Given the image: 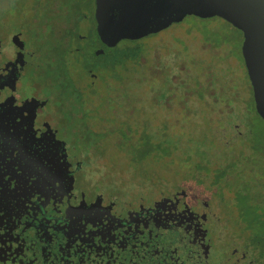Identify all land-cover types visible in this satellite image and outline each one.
Listing matches in <instances>:
<instances>
[{"label":"rangeland","instance_id":"obj_1","mask_svg":"<svg viewBox=\"0 0 264 264\" xmlns=\"http://www.w3.org/2000/svg\"><path fill=\"white\" fill-rule=\"evenodd\" d=\"M81 4L1 0L0 16L12 20L33 51L27 83L54 101L56 130L69 152L77 153L74 163L93 188L106 189L103 180L111 179L113 201L120 204L128 195L129 206L136 207L149 203L153 192H165L164 181L185 174L192 198L202 190L210 201L217 198L206 183L212 174L203 178L194 167L184 172L181 158L189 165L212 160L214 166L219 156H232L237 166L226 169L224 180L236 188V201L216 202L219 220L233 221L245 199L240 192L251 205L264 203V122L252 107L235 27L218 16L189 14L111 47L95 39L96 28L88 25L93 15ZM237 133L244 134L236 139ZM222 254L225 263L228 253Z\"/></svg>","mask_w":264,"mask_h":264},{"label":"flooded vegetation","instance_id":"obj_2","mask_svg":"<svg viewBox=\"0 0 264 264\" xmlns=\"http://www.w3.org/2000/svg\"><path fill=\"white\" fill-rule=\"evenodd\" d=\"M81 3L95 28L96 0ZM22 35L0 16V264H204L212 257L214 264H264L263 200L251 205L240 192L246 200L238 203L233 221L226 225L217 217L216 202L236 201V188L225 181L226 169L237 166L232 156H219L214 166L212 160L189 165L181 158L184 172L194 167L203 178L212 174L206 183L217 198L210 201L202 190L192 198L185 174L164 181L166 193L153 192L149 203L136 207L129 206L128 195L120 204L113 201L111 179L103 180L106 189L93 188L74 163L77 153L69 152L56 130L54 101L27 83L33 51ZM201 184L199 189L206 187ZM223 251L229 254L225 263Z\"/></svg>","mask_w":264,"mask_h":264},{"label":"water","instance_id":"obj_3","mask_svg":"<svg viewBox=\"0 0 264 264\" xmlns=\"http://www.w3.org/2000/svg\"><path fill=\"white\" fill-rule=\"evenodd\" d=\"M98 37L134 40L192 14L218 16L240 30V53L257 114L264 120V0H96Z\"/></svg>","mask_w":264,"mask_h":264},{"label":"trees","instance_id":"obj_4","mask_svg":"<svg viewBox=\"0 0 264 264\" xmlns=\"http://www.w3.org/2000/svg\"><path fill=\"white\" fill-rule=\"evenodd\" d=\"M212 17H217V16H215V15H213V16H210V17H203V18H212ZM202 18V17H201ZM224 20V19H223ZM226 23H228V24H230L229 22H227L226 20H224ZM233 26V25H232ZM235 29H236V38L239 36V39H242V35H241V32H240V30L239 29H237L236 27H235ZM96 33V35H97V32H95ZM98 37V36H97ZM130 41H134V40H130ZM111 47H114V46H111ZM252 98V97H251ZM155 144V147H159V145H160V142H156V143H154Z\"/></svg>","mask_w":264,"mask_h":264}]
</instances>
